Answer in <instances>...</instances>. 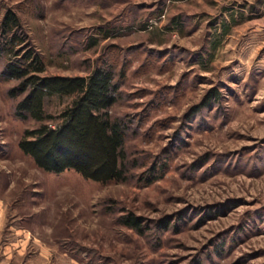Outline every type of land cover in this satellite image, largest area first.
Instances as JSON below:
<instances>
[{"label": "rangeland", "instance_id": "374dc122", "mask_svg": "<svg viewBox=\"0 0 264 264\" xmlns=\"http://www.w3.org/2000/svg\"><path fill=\"white\" fill-rule=\"evenodd\" d=\"M8 8L42 74L113 66L134 167L108 182L38 167L17 144L36 122L0 76V264H264V0H0V19Z\"/></svg>", "mask_w": 264, "mask_h": 264}, {"label": "trees", "instance_id": "16d2710c", "mask_svg": "<svg viewBox=\"0 0 264 264\" xmlns=\"http://www.w3.org/2000/svg\"><path fill=\"white\" fill-rule=\"evenodd\" d=\"M0 36V55H8L0 76L18 80L8 89L9 96H20L14 114L36 122L23 129L20 150L46 171L73 169L95 181H125L134 161L126 148L129 122L111 112L119 95L113 66L99 64L87 75L42 74L43 58L10 8L0 19ZM207 97H215L214 90ZM54 99L61 106L56 112L46 106ZM164 166L152 163L143 178L151 182ZM138 219L128 215L124 222L139 228Z\"/></svg>", "mask_w": 264, "mask_h": 264}]
</instances>
